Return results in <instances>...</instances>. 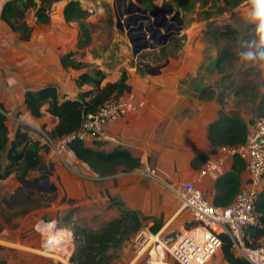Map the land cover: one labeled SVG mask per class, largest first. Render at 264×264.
Returning <instances> with one entry per match:
<instances>
[{
  "label": "crops",
  "instance_id": "1",
  "mask_svg": "<svg viewBox=\"0 0 264 264\" xmlns=\"http://www.w3.org/2000/svg\"><path fill=\"white\" fill-rule=\"evenodd\" d=\"M7 1L10 0H0V16ZM82 9L87 11L83 6ZM23 21L31 28L27 41L20 40L18 34L0 19V104L7 117L9 133L12 134L16 124L27 120L28 124L41 126L49 132L57 120L46 112L45 106L40 118L32 117L24 105L25 91H35L51 84L59 96L75 98L89 89L88 86H76L75 79L80 73L97 68L105 76L102 85L114 83L121 76V61L118 59L110 68L91 66L97 63L88 52L94 38L91 35L90 43L78 49L79 27H75L77 23L74 21L64 22L62 6L60 11L50 15L46 25L37 23L33 12ZM179 49L178 55L167 57L161 67L139 70L136 65L128 67L123 64L126 89L121 96L133 110L123 112L106 126L105 138L83 142L85 147L104 153L115 149L126 151L138 161V167L125 169L120 166L113 174L99 176L77 160L68 148L65 152L67 162L62 159L64 166L53 164L56 184L63 196L59 210H64L63 202L67 198V203L74 205L77 218L104 212L114 215L112 204L118 203L123 210L137 214L140 231L165 235L187 232L191 226L189 212L171 192V187L176 189L185 182H194L211 204L223 207L215 204V197L223 190V180L219 181V178L232 171L233 159H226L217 173L199 176L205 164L220 154L221 148L213 149L210 145L208 126L223 111L215 94L210 99L199 98L208 82V72L203 67V44L188 40ZM67 52H73L75 61L88 66L81 70L63 68L60 58ZM1 159L0 175L6 166L3 156ZM144 168L153 169L161 183L141 176L138 171ZM247 182L248 174L243 169L239 175L240 188ZM0 186L7 191L15 190L18 182L14 174H10L0 178ZM0 234V239L5 242L20 244L12 238L7 226L2 227ZM9 249L23 262L10 260L13 256L2 259L1 255L0 262L49 264L42 257Z\"/></svg>",
  "mask_w": 264,
  "mask_h": 264
},
{
  "label": "rangeland",
  "instance_id": "2",
  "mask_svg": "<svg viewBox=\"0 0 264 264\" xmlns=\"http://www.w3.org/2000/svg\"><path fill=\"white\" fill-rule=\"evenodd\" d=\"M74 1H77L81 8L83 6L87 9V17L81 22L86 23L90 36L92 35L94 38L88 52L97 63L91 66L101 65L103 68H110L116 65L115 62L120 59V72L123 70V64L128 67L136 65L140 67L139 70L161 67L162 61L167 57L173 58L178 55L179 48L184 42L188 40L193 43L199 41L204 46L203 67L208 72V82L203 89L217 96L223 112L236 114L251 125L256 119H259L256 118V106L260 97L264 95V74L258 72L251 65H245L238 61V57L242 55L244 50L249 46L258 47L259 42V37L256 35V25L249 23L245 18L248 9L247 2L234 10H222L220 4H211L203 8L200 0H192L195 2V6L190 11L182 13L178 10L182 20V29L179 35L173 36L165 48L145 50L134 58L126 33L140 24L144 29L146 21L138 19L135 24L133 23L134 17L139 14L131 11L133 8L131 4L146 10L151 8H145L136 0ZM150 1L152 7L161 8L162 5H170L177 11L175 5L169 0ZM61 6L62 4L57 5L56 11H60ZM31 13L32 11L26 12L24 19L27 16L30 17ZM75 22L77 23L75 27L78 28L79 22ZM118 25L121 28H118ZM227 28L232 32L228 35H222ZM27 122L29 121L27 120ZM12 123L14 124L15 121ZM32 126L38 127L45 136L48 134V131L41 126L35 124ZM28 128L32 131L30 135L38 137L42 145L46 147L41 150L43 164L40 171L32 173L28 177L30 188L24 187L19 182L15 190L7 191L0 186V227L1 225L7 226L6 223L9 221L8 226L11 227L8 228L7 226V230L12 238L20 243L13 245L0 239V255L2 259H9L10 256H13L10 260L23 262L16 255H12L14 252L9 248H14L32 256L42 257L49 261V264H61L57 260L38 253L40 237L33 229L37 221H55L58 227H66L71 230L74 234L75 246L78 244L76 232L79 229L104 227L111 221L118 220L120 211L123 210L121 207L112 204L115 211L114 215L111 212H104L100 215L77 218V212L73 210L74 205L68 204L67 198L63 202L64 210H59L63 196L58 183L56 184L53 164L58 163L64 166L62 159L64 163L67 162L65 152L68 149L60 151L57 149V145L53 148L52 145L45 144V136L37 134L30 127ZM2 156L0 154V160H2ZM123 225L126 224L121 223L120 231L122 235L129 231L128 237L117 248L109 251V256H106L111 258L109 264H129L134 257V240L140 230L132 233V226L127 229ZM0 264L4 263L1 261ZM167 264L174 263L168 260ZM208 264L227 263L219 252Z\"/></svg>",
  "mask_w": 264,
  "mask_h": 264
},
{
  "label": "trees",
  "instance_id": "3",
  "mask_svg": "<svg viewBox=\"0 0 264 264\" xmlns=\"http://www.w3.org/2000/svg\"><path fill=\"white\" fill-rule=\"evenodd\" d=\"M145 8H151L150 0H136ZM175 5L176 10L186 13L195 6L192 0H169ZM247 0H200L204 8L211 4H220L222 10H234ZM62 4V15L64 22L78 21L79 39L77 48L87 46L90 41V32L86 23L81 22L87 17V11L83 10L74 0H10L4 4L0 19L7 24L12 32L18 34L19 39L27 41L30 38L31 28L23 21L24 14L33 12L37 23L48 24L50 15L56 11L57 5ZM232 32L227 28L223 34ZM73 52H67L60 58L63 68L81 70L88 65L75 61ZM219 64V63H218ZM217 64V66H219ZM105 76L101 70L91 68L80 73L75 84L78 88L88 86L89 89L82 91L75 98L66 95L59 96L54 85L47 84L38 90H27L23 100L27 112L34 118L42 116L41 109L46 107V112L55 120V126L48 132V137L53 143L62 141L65 137L72 135L78 130L81 119L95 110L111 96L119 97L126 89V75L121 71L120 79L114 83L102 85ZM212 92L202 89L199 93L200 99L212 98ZM256 118H264V95L260 97L256 106ZM248 124L236 114H225L219 112L218 118L208 126V139L213 149L221 147H233L244 143ZM31 130L22 124H16L14 130L9 133L7 117L0 104V154L6 160V166L0 178L14 174L15 179L25 187L30 188L28 177L42 168L41 150L46 148L37 137L30 135ZM69 150L73 152L76 159L88 165L99 176L113 174L122 166L125 169L138 167V161L133 159L126 151L113 150L110 153L95 151L83 145V142L74 139L68 144ZM242 161L233 159L232 171L225 174L219 181L223 182L222 192L215 197V204L219 206L229 205L240 191L239 175L243 171ZM219 199V200H218ZM30 202V201H29ZM117 207L120 205L115 203ZM123 210V209H122ZM258 224L248 227L245 232L246 243L257 246L264 238V189L257 194L254 206ZM71 213V212H70ZM121 223L125 228L132 226V233L137 232L141 222L136 213L127 210L120 211L118 220L111 221L106 226L91 229L82 228L76 232L78 244L75 245L71 260L74 264H109V251L115 249L127 239L128 232L121 233ZM7 226L9 221H7ZM2 225L0 231L2 230ZM191 227V226H190ZM189 227V228H190ZM74 235V234H73ZM221 255L227 264H248L242 259L236 258L232 251L230 241L223 239Z\"/></svg>",
  "mask_w": 264,
  "mask_h": 264
},
{
  "label": "built area",
  "instance_id": "4",
  "mask_svg": "<svg viewBox=\"0 0 264 264\" xmlns=\"http://www.w3.org/2000/svg\"><path fill=\"white\" fill-rule=\"evenodd\" d=\"M132 110L122 96H111L95 112L81 119L75 133L58 143H53L38 127L21 124L45 136V144L53 148L57 145L58 150L65 151L74 139L84 142L105 138V127L117 120L123 112ZM262 138L264 118L256 119L249 127L243 144L221 147L217 158L207 162L199 171V176L205 177L209 173H217L228 158L242 161L248 182L230 205L218 207L211 204L191 181L176 189L171 187V192L189 212L191 227L184 233L165 235L140 231L135 237L134 257L129 264H167L168 260L174 264H208L221 251L224 238L230 241L231 251L236 258L248 264H264V238L257 246L248 245L245 239L247 228L258 224L254 206L264 180V142H258ZM138 172L141 176L161 183L153 169L144 168ZM33 229L40 237L39 254L61 264H74L71 260L75 248L71 230L58 227L55 221L43 220L37 221Z\"/></svg>",
  "mask_w": 264,
  "mask_h": 264
},
{
  "label": "water",
  "instance_id": "5",
  "mask_svg": "<svg viewBox=\"0 0 264 264\" xmlns=\"http://www.w3.org/2000/svg\"><path fill=\"white\" fill-rule=\"evenodd\" d=\"M131 7H133L131 11L139 14L134 17V24L138 19L146 21L144 29L140 24L136 28H131L126 33L134 57L139 55L142 51L163 47L173 36L179 35L182 29L180 12L175 11L170 5H162L161 8L151 7L150 10L142 9L132 4ZM159 11H161V13H158ZM126 13H128V11H126ZM171 14L172 16L169 18V21L177 20L179 25L177 28L165 24L168 22V17ZM118 28L121 27L118 25ZM171 29H173V31H170ZM258 142L263 143L264 138L259 139ZM23 186L25 187V185Z\"/></svg>",
  "mask_w": 264,
  "mask_h": 264
},
{
  "label": "clouds",
  "instance_id": "6",
  "mask_svg": "<svg viewBox=\"0 0 264 264\" xmlns=\"http://www.w3.org/2000/svg\"><path fill=\"white\" fill-rule=\"evenodd\" d=\"M248 9L245 18L249 23L256 25V35L259 37L258 47L249 46L238 57V61L251 65L261 74H264V0H247Z\"/></svg>",
  "mask_w": 264,
  "mask_h": 264
},
{
  "label": "flooded vegetation",
  "instance_id": "7",
  "mask_svg": "<svg viewBox=\"0 0 264 264\" xmlns=\"http://www.w3.org/2000/svg\"><path fill=\"white\" fill-rule=\"evenodd\" d=\"M158 13H161V11H159ZM173 14V13H172ZM172 14L168 17V22H166L165 24L167 26H174V28H177L179 25H178V21H169V18L172 16ZM170 31H173V29H171Z\"/></svg>",
  "mask_w": 264,
  "mask_h": 264
}]
</instances>
